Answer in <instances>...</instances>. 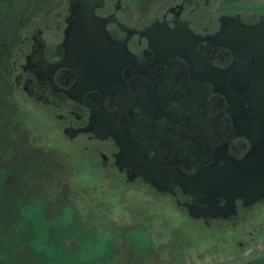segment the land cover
<instances>
[{
	"label": "flooded vegetation",
	"instance_id": "1",
	"mask_svg": "<svg viewBox=\"0 0 264 264\" xmlns=\"http://www.w3.org/2000/svg\"><path fill=\"white\" fill-rule=\"evenodd\" d=\"M68 1L31 24L11 61L16 96L26 110L38 112L37 137L43 139L41 123L55 132L101 182L104 189H95L101 199L110 191L120 198L123 191L140 190L159 210L178 216L179 224L169 221L171 232L183 233L182 225H189L206 239L228 234L222 238L228 245L246 249L264 232V224L256 223L264 198L252 205L235 199L221 216L194 218L190 207L202 199L224 206L220 168L243 161L251 147L237 134L247 132L234 124L251 119L232 116L222 91L242 88L239 81L246 80L244 88L255 87L252 77L262 75L251 74L259 60L232 51L218 34L240 21L257 25L264 14L225 10L213 0H174L156 4L145 16L122 0H103L95 14L108 34L89 58L70 67L61 48ZM198 174L206 199L175 179L188 182ZM169 249L159 246L154 258L164 264L165 256H173Z\"/></svg>",
	"mask_w": 264,
	"mask_h": 264
},
{
	"label": "rangeland",
	"instance_id": "2",
	"mask_svg": "<svg viewBox=\"0 0 264 264\" xmlns=\"http://www.w3.org/2000/svg\"><path fill=\"white\" fill-rule=\"evenodd\" d=\"M122 1L148 16L174 0ZM65 2L0 0V264H160L154 256L161 245L174 256L164 264H264V232L239 250L222 239L228 234L206 239L189 225L171 232L178 216L140 190L101 204L94 190L103 185L59 136L41 123L43 139L37 137L38 112L16 96L11 61L31 24ZM213 2L264 14V0ZM256 223L264 224V211Z\"/></svg>",
	"mask_w": 264,
	"mask_h": 264
},
{
	"label": "water",
	"instance_id": "3",
	"mask_svg": "<svg viewBox=\"0 0 264 264\" xmlns=\"http://www.w3.org/2000/svg\"><path fill=\"white\" fill-rule=\"evenodd\" d=\"M103 0H69L70 15L67 19V28L64 31V40L61 48L65 52V61H71L68 66L74 67L73 62L77 59L89 58L92 51H97L96 44L102 41L103 36L108 33L103 32L105 21L101 20L95 14V9L100 7ZM230 19V17H226ZM233 26V29L227 32V27H223L218 36L225 37V45L234 52L242 51L247 57L256 58L259 63L256 66L252 76L262 75L260 80L252 77L254 86L252 89L245 87L250 83L249 80L239 81L242 88L229 89L224 88L222 93L230 102V114L246 115L248 122L236 121L234 124L238 131L240 127L245 132H238V135H245L251 142V147L243 161L229 165L226 164L220 170L224 177L220 182V192L218 195L224 196L227 200L221 208L214 206V201L199 200L197 206L190 207V213L194 218H202L207 215H225L223 212L228 208L235 207V199H243L245 205H252L264 198V21L257 25H246L242 21ZM59 64L58 66H60ZM260 85V88H256ZM252 115V116H250ZM245 126V128L243 127ZM113 131V130H112ZM110 132L118 141V138ZM122 151L124 146L118 142ZM122 151L120 155L122 154ZM126 152V151H125ZM124 154V153H123ZM137 155L130 156L133 161ZM233 172L236 174L233 177ZM184 187L191 186L194 191L203 195V185L200 175L193 177L192 181L177 180ZM231 195V197H230ZM208 204L202 207L201 204Z\"/></svg>",
	"mask_w": 264,
	"mask_h": 264
},
{
	"label": "trees",
	"instance_id": "4",
	"mask_svg": "<svg viewBox=\"0 0 264 264\" xmlns=\"http://www.w3.org/2000/svg\"><path fill=\"white\" fill-rule=\"evenodd\" d=\"M94 192H95V190H94ZM115 195H116V193L114 191L107 192L106 194H104L103 199H101L99 203H101V204L111 203L112 200H114V198H116ZM105 198H106V200H105ZM117 200H120V198L117 197Z\"/></svg>",
	"mask_w": 264,
	"mask_h": 264
}]
</instances>
